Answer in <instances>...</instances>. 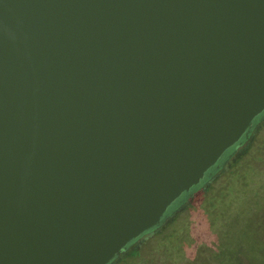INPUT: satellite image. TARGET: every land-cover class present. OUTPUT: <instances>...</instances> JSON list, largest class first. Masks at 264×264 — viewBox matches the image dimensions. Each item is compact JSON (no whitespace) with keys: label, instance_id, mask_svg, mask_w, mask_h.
Instances as JSON below:
<instances>
[{"label":"water","instance_id":"1","mask_svg":"<svg viewBox=\"0 0 264 264\" xmlns=\"http://www.w3.org/2000/svg\"><path fill=\"white\" fill-rule=\"evenodd\" d=\"M264 116V0H0V264H110Z\"/></svg>","mask_w":264,"mask_h":264},{"label":"rangeland","instance_id":"2","mask_svg":"<svg viewBox=\"0 0 264 264\" xmlns=\"http://www.w3.org/2000/svg\"><path fill=\"white\" fill-rule=\"evenodd\" d=\"M247 144L237 163L231 156L219 163L204 193L189 196L166 244L171 251L176 241L177 260H165L153 247L145 257L150 264H264V116Z\"/></svg>","mask_w":264,"mask_h":264},{"label":"trees","instance_id":"3","mask_svg":"<svg viewBox=\"0 0 264 264\" xmlns=\"http://www.w3.org/2000/svg\"><path fill=\"white\" fill-rule=\"evenodd\" d=\"M260 119L261 117H258L255 124H257ZM249 138L243 139L241 144L229 149L222 158L221 162L231 156L234 160L233 162L237 163V161L240 160L248 150L247 143ZM215 170H213V172ZM208 181V178L204 179L192 190L189 195H184L180 203H176L172 206L167 218L158 228H154L132 241L127 245L125 251L110 264H150L151 261L146 260L145 257L147 256V250L153 251V247H158L160 252L165 254V260H170L172 263L175 262L180 256V249H177L175 241V245L171 248V251H168L166 246L170 245L172 241L168 237L176 236V231L178 229L177 220H180L182 218V212L189 208V196L193 193H204L205 191L203 190H207L209 188L210 182ZM161 246H165L163 247L164 249Z\"/></svg>","mask_w":264,"mask_h":264},{"label":"flooded vegetation","instance_id":"4","mask_svg":"<svg viewBox=\"0 0 264 264\" xmlns=\"http://www.w3.org/2000/svg\"><path fill=\"white\" fill-rule=\"evenodd\" d=\"M226 154V153H225ZM225 154L221 157V159L219 160V162L218 163H220L221 162V160H222V158L225 156Z\"/></svg>","mask_w":264,"mask_h":264}]
</instances>
